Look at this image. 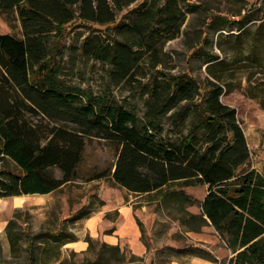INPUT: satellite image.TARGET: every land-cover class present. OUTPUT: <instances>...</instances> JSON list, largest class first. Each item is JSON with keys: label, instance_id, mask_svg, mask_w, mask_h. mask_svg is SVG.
Segmentation results:
<instances>
[{"label": "trees", "instance_id": "trees-1", "mask_svg": "<svg viewBox=\"0 0 264 264\" xmlns=\"http://www.w3.org/2000/svg\"><path fill=\"white\" fill-rule=\"evenodd\" d=\"M134 2L0 0V11H17L23 32L21 38L0 34V198L59 190L76 178L86 140L96 137L114 144L117 152L113 167L94 172L93 179H111L134 194L178 182L207 185L199 213L178 204L179 222L189 231L211 224L232 252L226 264H264V175L251 165L235 107L220 98L221 76L211 69L213 63L203 82L156 70L164 62L163 46L179 35L185 15L177 0H151L135 7L128 22H116V14ZM73 21L89 33L72 48L80 57L108 65L100 91L65 77L62 39ZM144 63L150 72H142ZM132 81L145 95L143 116L112 93ZM33 114L36 120L29 117ZM177 198L189 201L186 195ZM21 210L13 211L4 229L9 256L0 257V264H52L57 253L54 260L44 253L56 246L59 252L76 240L65 227L32 232ZM91 212L83 206L72 221ZM86 241L91 257L75 264L143 260L120 245L102 242L96 249L98 241Z\"/></svg>", "mask_w": 264, "mask_h": 264}, {"label": "rangeland", "instance_id": "rangeland-1", "mask_svg": "<svg viewBox=\"0 0 264 264\" xmlns=\"http://www.w3.org/2000/svg\"><path fill=\"white\" fill-rule=\"evenodd\" d=\"M150 1L136 0L116 14V22H128L134 16L135 7H144ZM161 1L163 3L165 0ZM177 2L185 15V21L179 35L163 46L164 62L156 70L190 74L203 82L209 76L207 65L213 63L211 69L220 74L225 85L220 98L225 104L235 107L252 155L251 165L264 175V0ZM78 23L73 21L68 24L62 39L63 44L67 45L61 58L65 65V77L70 84L81 87L90 85L100 91L108 80V65L80 57L72 48L74 43L80 42L89 33L87 28ZM96 28L103 30L105 26ZM2 33L23 37L17 11H0ZM209 57L214 60L206 63ZM156 70L151 72L156 73ZM146 71L150 72L145 64L142 72ZM136 77L140 82H146L141 73ZM137 83H122L112 88V93L117 99H126L143 116L145 95L138 89ZM29 117L36 120L38 116L33 114ZM167 127L165 121L164 128ZM85 145L75 179L49 194L29 195L28 200L21 203V214H25L28 219L24 222L28 223L32 232L55 231L65 227L64 230L78 239H95L98 241L95 243L96 249H99L101 237L112 231L110 221L120 218L117 208L128 205L132 208L134 218L130 217V222H124L125 235L118 244L143 258L137 261L138 264H226L233 256L211 224L203 226L200 231H189L178 220L179 203L191 213L200 212L199 204L207 194V185L178 182L170 183L157 192L134 194L117 186L111 179L92 178L94 172L113 167L116 146L96 137L87 139ZM181 195H186L191 203L177 198ZM6 206L10 204H1L0 208ZM83 206L92 210L88 215L90 218L72 221ZM14 210L10 209V212ZM98 213L102 217L98 218ZM6 218L10 219L8 215ZM96 218L97 222L91 223ZM139 221L145 231L143 238L139 237L135 229ZM0 240L3 248L0 257L8 258L5 233L0 236ZM56 248L54 252L51 247L44 253L48 260H54L57 253L52 264H75L91 257L85 251L74 252L66 245L59 252H56Z\"/></svg>", "mask_w": 264, "mask_h": 264}, {"label": "crops", "instance_id": "crops-1", "mask_svg": "<svg viewBox=\"0 0 264 264\" xmlns=\"http://www.w3.org/2000/svg\"><path fill=\"white\" fill-rule=\"evenodd\" d=\"M40 195H46V194H40ZM21 196H6V198H0V205L1 204H10V206H6L4 209L0 208V236L4 234V229L7 225L8 219L6 218V216L8 215V217L10 218L12 213L10 212V209H17L20 207V204L15 203V199L19 198ZM11 201V202H8ZM9 208L7 214L6 211ZM117 211L119 213V217L117 220L115 221H110V223L112 224V231L110 233H108L107 235H105L104 237H101L102 242L106 243V244H113V245H120L118 244L119 239L122 238V236L125 235V231L123 230V225L125 221L130 222V217H133L132 215V208L128 205H124L122 207H118ZM13 212V211H12ZM97 217L100 218L102 216H100V214H97ZM86 219L90 218L88 217H84ZM93 220L91 223L93 222H97V219ZM134 218V217H133ZM134 225V224H133ZM133 229V227H132ZM137 229V234L139 235V237H141V230L139 229L138 226H136ZM91 234V231H90ZM92 235H94V232L92 233ZM66 246H68L71 250H73L74 252H83L86 251L88 248V242L86 241V239H78V237H76L75 241H71V242H67L65 243ZM65 245H63V247H65ZM62 247V248H63ZM121 247V246H120Z\"/></svg>", "mask_w": 264, "mask_h": 264}, {"label": "bare ground", "instance_id": "bare-ground-1", "mask_svg": "<svg viewBox=\"0 0 264 264\" xmlns=\"http://www.w3.org/2000/svg\"><path fill=\"white\" fill-rule=\"evenodd\" d=\"M29 198V195H21V197L15 199V203L20 204L27 201Z\"/></svg>", "mask_w": 264, "mask_h": 264}]
</instances>
